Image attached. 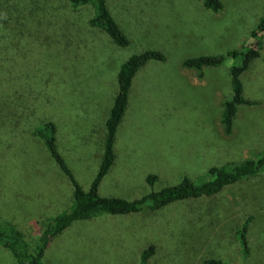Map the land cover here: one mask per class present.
Wrapping results in <instances>:
<instances>
[{
	"label": "rangeland",
	"instance_id": "1",
	"mask_svg": "<svg viewBox=\"0 0 264 264\" xmlns=\"http://www.w3.org/2000/svg\"><path fill=\"white\" fill-rule=\"evenodd\" d=\"M221 1L223 8L213 12L203 0H108L130 40L119 47L89 27V6L0 0V222L14 223L34 247L48 220L73 204L69 178L35 134L45 122L55 124L59 152L89 188L103 154L119 66L148 49L165 58L149 60L133 78L115 160L99 195L134 200L183 176L200 180L212 166L264 154V32L260 55L241 75L243 96L254 104L239 106L229 134L221 119L232 94L233 59L205 66L201 74L182 65L257 41L251 33L264 17V0ZM149 174L158 176L153 186ZM243 225L247 254L235 233ZM151 244L148 264H205L209 258L264 264V170L190 203L75 221L51 240L43 261L141 264ZM0 264H18L1 244Z\"/></svg>",
	"mask_w": 264,
	"mask_h": 264
},
{
	"label": "trees",
	"instance_id": "2",
	"mask_svg": "<svg viewBox=\"0 0 264 264\" xmlns=\"http://www.w3.org/2000/svg\"><path fill=\"white\" fill-rule=\"evenodd\" d=\"M69 2L74 8L83 5L89 6L91 11L88 19L89 27L103 30L111 43L119 47H126L130 44L129 38L110 12L108 0H69ZM203 5L213 12H218L223 8L221 0H203ZM263 32L264 17L260 20L257 28L251 33V36L257 39V41L253 42L247 49H232L224 55L190 57L182 63L184 67L196 69L201 74L205 66H218L227 57L233 59L230 67L232 94L230 98L225 99L223 102L221 119L224 130L228 134L232 131L234 118L239 106L241 104H254V101L246 99L243 96L241 75L248 69L252 61L260 55V40L258 37H261ZM111 43L109 44L113 46ZM164 58V54L160 50L148 49L131 54L120 64L117 74V92L105 120L106 131L102 158L98 171L88 189H84L78 182L64 157L59 152L56 142L55 124L52 121L45 122L41 128L35 131L36 135L44 139L45 146L51 157L61 171L69 178L73 188V204L70 209L58 212L48 220L37 237L34 247L30 245L24 232L14 223L0 222V244L12 252L18 264H45L43 255L51 240L75 221L90 219L103 213L126 215L137 213L144 209L158 211L178 201L190 203L201 197L213 196L225 187L255 176L264 170V154H262L255 158H248L242 162H228L221 166H212L207 171V175L200 180H192L188 176H183L176 184L163 187L160 190H151L134 200L99 195V185L115 160L114 145L116 133L125 113L133 78L137 71L149 60L161 61ZM238 59H240V64H237ZM146 180L150 186H153L158 180V176L149 174ZM189 220L192 222L191 219ZM213 223L214 221L211 219L207 226L211 228ZM235 233L241 241L243 252L247 254L249 249L246 239V225H243L242 229L236 230ZM154 251L155 247L152 244L145 249L141 253V264H148V260L154 254ZM205 264L227 263L219 258H209L205 260Z\"/></svg>",
	"mask_w": 264,
	"mask_h": 264
},
{
	"label": "crops",
	"instance_id": "3",
	"mask_svg": "<svg viewBox=\"0 0 264 264\" xmlns=\"http://www.w3.org/2000/svg\"><path fill=\"white\" fill-rule=\"evenodd\" d=\"M73 197V196H72Z\"/></svg>",
	"mask_w": 264,
	"mask_h": 264
}]
</instances>
